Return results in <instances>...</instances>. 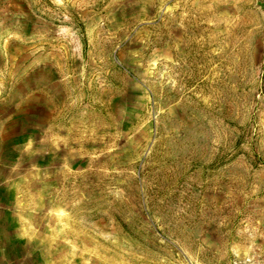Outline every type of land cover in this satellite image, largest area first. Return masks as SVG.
<instances>
[{
  "label": "rangeland",
  "instance_id": "obj_1",
  "mask_svg": "<svg viewBox=\"0 0 264 264\" xmlns=\"http://www.w3.org/2000/svg\"><path fill=\"white\" fill-rule=\"evenodd\" d=\"M0 264H264V0H0Z\"/></svg>",
  "mask_w": 264,
  "mask_h": 264
}]
</instances>
